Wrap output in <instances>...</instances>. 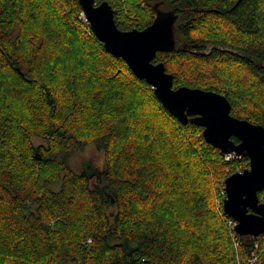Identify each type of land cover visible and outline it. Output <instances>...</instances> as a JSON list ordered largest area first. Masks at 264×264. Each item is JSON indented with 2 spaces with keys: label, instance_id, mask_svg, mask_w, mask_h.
I'll use <instances>...</instances> for the list:
<instances>
[{
  "label": "trees",
  "instance_id": "16d2710c",
  "mask_svg": "<svg viewBox=\"0 0 264 264\" xmlns=\"http://www.w3.org/2000/svg\"><path fill=\"white\" fill-rule=\"evenodd\" d=\"M103 1L123 30L177 9L176 49L156 62L264 126V0ZM83 15L79 0H0V264H264V233L235 247L222 204L249 159L183 125ZM89 145L101 173L69 163Z\"/></svg>",
  "mask_w": 264,
  "mask_h": 264
},
{
  "label": "water",
  "instance_id": "95a60500",
  "mask_svg": "<svg viewBox=\"0 0 264 264\" xmlns=\"http://www.w3.org/2000/svg\"><path fill=\"white\" fill-rule=\"evenodd\" d=\"M91 30L111 55L122 58L133 73L154 89L162 105L183 125L189 122L203 128L205 141L227 155L247 157L249 167L225 180L224 212L233 219L239 236L258 237L264 233V126L232 114V104L225 94L213 90L175 87L174 76L159 52L176 49L177 9L165 11L155 4L156 16L143 29H120L113 7L107 1L79 0ZM19 73H23L18 69ZM235 137L238 142H235ZM37 159L42 156L37 151Z\"/></svg>",
  "mask_w": 264,
  "mask_h": 264
},
{
  "label": "rangeland",
  "instance_id": "374dc122",
  "mask_svg": "<svg viewBox=\"0 0 264 264\" xmlns=\"http://www.w3.org/2000/svg\"><path fill=\"white\" fill-rule=\"evenodd\" d=\"M81 17H83V19H86L84 15ZM117 70H119V69H117ZM31 140H32L34 145L48 146V143L46 142V141H48V139H46V137H44L43 135H40V134L33 135L31 137ZM232 157L234 158L235 155L234 156L232 155ZM232 157H230V158L226 157V160H230ZM104 161H105V159H104L103 153L98 151L94 145H89L82 150L74 151V153L70 156V162L69 163H70L72 169L78 173H81V172L86 171V170H89L91 173H101L104 170V165H105ZM242 167L248 168L249 162L241 161V163L239 165H237V171H242ZM237 171H235V172H237ZM94 181L96 183L95 179H94ZM51 187L53 189L57 190L59 188V184H52ZM222 190H223V193L225 195L222 198V204H223L224 198L226 197L225 184H224V187L222 188ZM219 203H220V201H217L218 205H219ZM235 224H236V222L233 219L232 220L230 219L228 221V226L231 229V231H230L231 239L234 243V246L237 247L239 243H238V240L236 238V236L238 234H237V232L234 231ZM257 259H258V256L256 255L255 257H252V259L245 260V263L246 264H255V262H257Z\"/></svg>",
  "mask_w": 264,
  "mask_h": 264
},
{
  "label": "built area",
  "instance_id": "2783aa9c",
  "mask_svg": "<svg viewBox=\"0 0 264 264\" xmlns=\"http://www.w3.org/2000/svg\"><path fill=\"white\" fill-rule=\"evenodd\" d=\"M231 156H232V155H227V157H229V158H230Z\"/></svg>",
  "mask_w": 264,
  "mask_h": 264
}]
</instances>
